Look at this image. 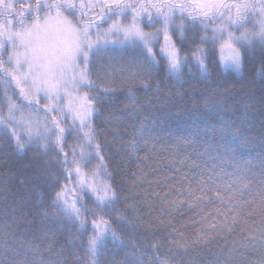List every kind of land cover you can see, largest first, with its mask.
<instances>
[{
  "label": "snow or ice",
  "instance_id": "snow-or-ice-1",
  "mask_svg": "<svg viewBox=\"0 0 264 264\" xmlns=\"http://www.w3.org/2000/svg\"><path fill=\"white\" fill-rule=\"evenodd\" d=\"M257 48L264 55V0H0V80L6 85L14 82L18 89L6 97L8 114H0V127L18 151L35 144L37 151L50 157L37 171V179L50 181V191L37 194L36 215L48 218L49 213L42 210L47 195L50 206L78 224L82 232L91 224L87 258L77 257L73 264H102L99 257L109 237L114 242L120 239L109 222L114 215L117 222L131 224L123 213H132L144 233H151L153 227L176 231L163 216L141 223L139 203H129L135 197L108 182L112 175L105 163L110 155L109 133L94 118L108 98L116 95V85L137 81L145 92L153 88L159 92L161 73L179 79L183 69L194 64L207 77L210 60L222 74L239 72L245 56ZM260 75L264 76V61ZM17 95L26 102L21 108L27 107L35 116L30 115L23 134L14 120L17 105L12 101ZM116 120L113 116L108 127L113 128ZM149 121L147 116L140 120L133 137L138 136L146 147L157 143ZM196 131L199 139L191 133L190 140L183 138L187 141L183 155L189 167L201 169L203 179L189 180L186 187L180 179L176 189L168 181L167 192L153 195L169 213L183 211L185 205L190 210L204 206L213 211L199 213L205 228L184 237L181 252L170 248L161 258L162 245L153 240L147 245L154 256L148 264H177V257L189 253L194 255L179 264H264V158L258 165L259 175L249 177L244 170L251 172L255 166L250 161L237 164L235 148L216 142L217 133L223 140L224 128L209 125ZM111 135L121 139L118 127ZM136 151L137 143H132L131 152ZM93 164L95 168L90 167ZM81 168H88L93 178L103 172L106 179L88 182ZM131 175L135 185L137 174ZM229 175L232 178L225 181L223 177ZM174 195L187 198L170 199ZM5 216L0 222V264H62V254L54 251L50 241L45 243L49 240L46 232L41 230L39 243L35 234L29 239L19 232L33 223L27 213L17 217L12 210ZM132 247L131 258L121 264H143L146 253L136 251L134 242ZM205 252L206 257L201 255Z\"/></svg>",
  "mask_w": 264,
  "mask_h": 264
},
{
  "label": "trees",
  "instance_id": "trees-1",
  "mask_svg": "<svg viewBox=\"0 0 264 264\" xmlns=\"http://www.w3.org/2000/svg\"><path fill=\"white\" fill-rule=\"evenodd\" d=\"M211 27L210 25L209 36ZM187 36L188 40L193 39L191 32L187 33ZM176 39L174 36L173 40ZM185 46L187 47V44ZM207 46L211 47L210 44ZM262 61L264 55L257 48L245 56L239 72L229 70L222 74L218 65L210 60L207 65V77L201 76L200 70L194 64L190 68L185 67L179 79L168 78L161 73L163 83L159 92L154 88L145 92L137 81H124L116 85V95L108 98V102L99 109L100 115L94 118V123L102 125L109 133L110 147L107 151L110 155L105 163L107 172L112 175L108 182L121 186L125 195L135 197V200H130L129 203H139L141 223L163 216L165 221H170L175 226L176 231L172 227H153L151 233H144L132 213H123L126 219L132 220L131 224L117 222L114 215L109 222L120 239L114 242L109 237L105 250L99 257L102 264H121L126 258H131L130 254L134 251L133 242L137 245L136 251L146 253L143 264H148L149 259H154L151 248L147 246L153 240L162 245L159 255L164 258L170 248L181 252L184 237L190 238L205 228L200 223L199 213L203 211L207 214L213 211V208L201 206L190 210L185 205L183 211L173 210L169 213L166 205L153 195L154 192L161 195L167 192L168 181H172L173 189H176L180 186V179L184 180L185 187L189 180L203 179L200 176L201 169L189 167L183 155L187 146V141L183 138L188 137L190 140L192 136H196L199 139L200 134L196 129L209 125L224 128L223 140L220 141L217 133L216 142L235 148L237 164L242 166L250 161L255 166L251 172L244 170L249 177L259 175L258 165L264 158V76L260 75ZM15 93H18V89L14 82L6 85L0 80V114H8L6 97H12ZM12 102L17 105L14 109L17 131L23 134L30 121L24 113L27 107L21 108L26 102L20 100L18 95ZM223 105L227 107L221 111ZM113 116L117 120L114 127L109 128L108 124L113 122ZM145 116L150 118L149 126L154 129L151 135L157 136L154 146L148 144L146 147L143 141H139L138 136L133 140L134 135L139 132V122ZM117 127L121 139H114L111 135ZM132 143H137L135 153L131 152ZM79 151L80 149H77L78 154ZM84 151L87 152L88 149L85 147ZM187 151L190 152V149ZM48 159L50 157L43 156L42 150L37 151L35 144L24 151H18L14 142L5 135L3 127H0V222L7 218L6 212L15 210L17 217L27 213L33 223L24 225L19 232L29 239L35 234L36 242L39 243L43 230L49 237L45 243L50 241L54 251L62 254V264L63 261L73 264L77 257L87 258L85 245L92 234V228L89 223L87 231L82 232L78 224L74 225L64 214L50 206L51 200L47 195L43 201L45 208L42 210L49 213L48 218L36 215L34 205L37 203V194L50 191V181L46 183L44 178L37 179L38 169L42 168L44 161ZM181 160L186 162L180 163ZM90 167L95 168V164ZM81 172L88 182L93 179H106L103 172H97L95 178L91 176L88 168H81ZM133 172L138 177L135 185L131 175ZM181 172L185 175L181 176ZM228 172L230 174L232 169ZM56 175L54 172L53 179ZM231 178L230 175L223 177L225 181ZM63 182L61 180V183ZM69 187L74 186L70 183ZM74 194L75 192L70 194L69 198ZM178 198L183 200L187 197L174 195L170 199ZM87 204L92 206L91 201H87ZM119 207L123 208L124 205ZM2 226L0 223V227ZM129 237L132 238L131 241ZM142 237L146 238L147 244ZM3 238L11 239L9 236ZM235 239H239V233H236ZM212 248L216 250L217 245H212ZM193 255L189 253L177 257V264ZM201 255L206 257L207 253Z\"/></svg>",
  "mask_w": 264,
  "mask_h": 264
},
{
  "label": "rangeland",
  "instance_id": "rangeland-1",
  "mask_svg": "<svg viewBox=\"0 0 264 264\" xmlns=\"http://www.w3.org/2000/svg\"><path fill=\"white\" fill-rule=\"evenodd\" d=\"M20 51H21V52L23 51L22 46H21V48H20ZM24 113H25L26 115H31V116H32V114H30V112H29L28 109H26Z\"/></svg>",
  "mask_w": 264,
  "mask_h": 264
}]
</instances>
